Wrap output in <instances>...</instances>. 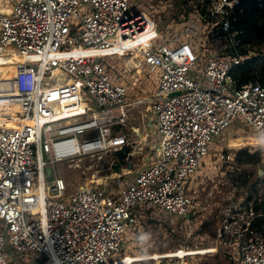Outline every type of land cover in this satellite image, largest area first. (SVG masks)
<instances>
[{
  "label": "built area",
  "instance_id": "1",
  "mask_svg": "<svg viewBox=\"0 0 264 264\" xmlns=\"http://www.w3.org/2000/svg\"><path fill=\"white\" fill-rule=\"evenodd\" d=\"M173 1L163 0L162 6ZM130 3L14 0L0 14V45H13L21 57L10 61L13 53L0 51V264H12L8 244L38 253L44 264H133L123 262L127 255L109 257L124 251L126 223L135 226L139 219L136 208L216 219L220 237L241 240L240 260L232 264H264V235L251 229L252 203L203 199L191 183L214 137L239 114L264 137V84H237L232 69L244 57L221 46L197 68L201 55L191 42L179 35L157 42L160 23L144 9L133 12ZM234 7L231 0H206L187 8L211 25L196 18L187 35L233 37ZM149 27L154 33L138 47H125L124 54L116 50ZM137 50L148 69L159 72L151 102L159 144L149 163L119 190L92 181L66 194L59 162L82 167L88 160L87 168H93L95 157L102 162L129 143L117 130L127 119V87L110 79L103 57ZM85 89L93 94L88 100ZM16 119L29 122L10 124ZM188 255L178 256V264H189Z\"/></svg>",
  "mask_w": 264,
  "mask_h": 264
},
{
  "label": "rangeland",
  "instance_id": "2",
  "mask_svg": "<svg viewBox=\"0 0 264 264\" xmlns=\"http://www.w3.org/2000/svg\"><path fill=\"white\" fill-rule=\"evenodd\" d=\"M13 1L3 0L2 10H8ZM202 1L206 0H186V3L185 0H174L164 6H162L163 0H131L130 4L133 12L144 9L160 23L159 33L161 36L156 39L157 42H166L175 35L191 42L194 49L201 55L199 63L196 65L198 68L203 66V62L213 49L221 46L226 52L230 40L233 38L227 34L209 33L210 29L208 30L206 27L205 32L208 33L203 34L201 38L191 34L187 35L193 33L190 26L196 18L202 22V25L205 22L207 23L205 25L210 28L211 25L208 20L202 17L198 18L199 13L196 11L187 13L186 10L183 12H177V10L181 7L193 8ZM217 18L216 16L214 20ZM170 19L169 23L161 24L162 21L167 22ZM201 28L203 29V27ZM181 33L185 35L182 36ZM206 37H209V40ZM254 47L262 49L260 53L263 56V61L264 42H259ZM103 60L107 64L110 79L127 87V119L122 129L124 127L123 132L129 139L128 144L132 147V157L128 159V162L132 163L133 169L126 170L124 168L127 166H125L121 172L115 171L112 167V155L110 153L104 156L99 164L97 159L90 162L94 165L93 169L87 168L90 165L88 160L81 161L82 167L70 166L65 161L59 162L57 164L58 172L65 178L68 185L66 194L73 192L79 186L91 183L92 172L95 173V178L102 180L108 178L112 181L111 185L106 186L107 189L119 190V183L132 179V176L148 162V158L150 161L153 140L160 141L161 139L157 126L156 129H153L150 125V120H152V107L150 108V106L156 87L155 79L159 76V72H151L148 69L139 50L123 56H105ZM82 96L88 100L93 94L85 89ZM244 148H248L251 152L260 151L262 153L261 161H240L237 152ZM224 153H230L234 155V158L226 160L221 156ZM118 177L117 182L114 181ZM191 177V183L195 189H198L196 194L199 197L208 200L217 199L222 204L226 202L244 203L252 193L254 195L263 194L264 137L254 130L242 114H239L225 132L217 138L214 137L208 154L202 159L201 167ZM256 181L257 185L253 186ZM135 214L139 217L136 225L131 226L126 223L124 251L114 252L109 260L130 255L134 258L145 257V259L136 260L133 264H178L182 258L178 256L169 257L167 254L180 248L200 250L208 247H215L216 250L188 255L184 259H187L189 264H229L232 261L238 262L240 260L239 244L241 240L234 236L229 237V239L220 237L218 234L219 224L216 219L204 220V216L196 213V216L189 220L158 211L156 208L147 210L136 208ZM2 229L3 223L0 221V230ZM157 254L159 257H154ZM7 256L12 260V264H44L38 253H22L11 248L9 244Z\"/></svg>",
  "mask_w": 264,
  "mask_h": 264
},
{
  "label": "trees",
  "instance_id": "3",
  "mask_svg": "<svg viewBox=\"0 0 264 264\" xmlns=\"http://www.w3.org/2000/svg\"><path fill=\"white\" fill-rule=\"evenodd\" d=\"M187 8L189 7H181L177 12H183ZM229 16L233 24L232 31L236 33L230 40L227 52L233 56L244 57L232 69L237 84L243 85L251 81H260L264 84V60L262 61L263 56L260 53L262 49L254 47L259 42H264V0H240L239 5L229 11ZM237 157L242 162H259L262 153L244 148L237 152ZM255 185L257 181L253 183V186ZM246 202L252 203L256 213L251 229L264 235V193L261 195L252 193Z\"/></svg>",
  "mask_w": 264,
  "mask_h": 264
},
{
  "label": "bare ground",
  "instance_id": "4",
  "mask_svg": "<svg viewBox=\"0 0 264 264\" xmlns=\"http://www.w3.org/2000/svg\"><path fill=\"white\" fill-rule=\"evenodd\" d=\"M239 3H240V0H231V5H233V6L239 5ZM2 5H4L3 0H0V10L3 9ZM8 10H9V8H8ZM8 10H6V11L2 10V11H0V14L8 12ZM152 32L154 33V31L152 29H150V27H149L147 32H145L143 34H140V35H137L138 36L137 39H132L131 41L125 42L124 45H122V44L118 45L116 50L120 51L121 54H122V53H125L124 52V48L125 47L136 48V47L139 46V44L141 42H145L148 39V37L152 34ZM0 51L13 53V55L7 57L10 61H12V60H20L21 59V57L18 54L14 53V46L11 45V44L0 45ZM18 122L21 123V122H29V121L27 119H22V120L16 119L14 122H12L10 124L17 125ZM214 250H216L215 247H208L207 249L201 248L200 250H194V249L187 250V249H184V248H180V249L176 250L175 252L168 253L167 255L168 256H173V255L174 256H185L186 254L207 253L208 251H214ZM154 257L158 258L159 255L157 254ZM122 259H123L124 263H126V262L130 263L132 261L145 259V257L138 256V257L134 258V257L128 255L126 258L124 257Z\"/></svg>",
  "mask_w": 264,
  "mask_h": 264
},
{
  "label": "water",
  "instance_id": "5",
  "mask_svg": "<svg viewBox=\"0 0 264 264\" xmlns=\"http://www.w3.org/2000/svg\"><path fill=\"white\" fill-rule=\"evenodd\" d=\"M110 154L112 155V167L115 171L121 172L123 166L132 167V163L128 162V159L132 157V147L128 143L112 151ZM48 172L50 173L51 169Z\"/></svg>",
  "mask_w": 264,
  "mask_h": 264
},
{
  "label": "crops",
  "instance_id": "6",
  "mask_svg": "<svg viewBox=\"0 0 264 264\" xmlns=\"http://www.w3.org/2000/svg\"><path fill=\"white\" fill-rule=\"evenodd\" d=\"M157 73V72H156ZM156 77V76H155ZM159 77V76H158ZM158 77H156V79H155V81H156V85H157V83H158ZM128 103V102H127ZM150 108H151V106H150ZM151 114H152V116H151V118H152V120H150V125H151V127L153 128V129H156V126H157V119H156V116H155V114H154V112L152 111V108H151ZM123 126V125H122ZM122 126H119L120 127V131L121 132H123V129H124V127H123V129H122ZM157 131H158V128H157ZM124 133V132H123ZM158 134H159V132H158ZM153 148L154 147H156L158 144H159V141H154L153 140ZM153 148H152V150H153ZM107 155V154H106ZM106 155H104V156H106ZM148 158V157H147ZM151 158V157H150ZM95 159H97L96 157H95ZM94 159V160H95ZM103 159V158H102ZM98 161H100V158H98L97 159ZM102 161V160H101ZM148 162H149V158H148ZM148 162L147 163H145L139 170H141L142 168H144L147 164H148ZM99 163H101V162H98V164ZM70 166H73V165H70ZM125 166H123L122 167V170H123V168H124ZM90 169V168H89ZM93 169V168H92ZM124 169H126V170H132L133 168L131 167V168H129V167H126V168H124ZM139 170L137 171V173L139 172ZM120 175V174H119ZM92 176H93V178H90V182H95V181H98V182H104V184H106V185H111V183H112V181L110 180V179H98V178H95V173H93L92 172ZM108 177H109V175H108ZM120 177V176H119ZM119 177L118 178H116V179H114V181H116L117 182V180L119 179ZM134 177H135V175H133L132 176V179H134ZM121 178V177H120ZM132 179H130L129 181H131ZM100 180V181H99ZM113 181V182H114ZM125 182H128V181H124V182H122V183H119V186H121L123 183H125ZM89 183V182H88Z\"/></svg>",
  "mask_w": 264,
  "mask_h": 264
}]
</instances>
